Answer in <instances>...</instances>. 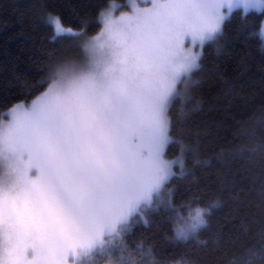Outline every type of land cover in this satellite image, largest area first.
<instances>
[{
  "label": "snow or ice",
  "instance_id": "obj_1",
  "mask_svg": "<svg viewBox=\"0 0 264 264\" xmlns=\"http://www.w3.org/2000/svg\"><path fill=\"white\" fill-rule=\"evenodd\" d=\"M144 4L119 15L121 6L109 4L93 37L45 13L56 35L84 38L78 54L45 64L29 104L0 114V264H196L183 254L160 258L154 243L131 237L153 213L171 220L175 242L208 226L210 208L190 185L180 203L168 187L191 174L186 159L200 164L206 133L193 119L192 75L231 10L264 12V0ZM259 35L264 40V21ZM256 150L264 152V138ZM247 257L242 264L264 262V231Z\"/></svg>",
  "mask_w": 264,
  "mask_h": 264
},
{
  "label": "trees",
  "instance_id": "obj_2",
  "mask_svg": "<svg viewBox=\"0 0 264 264\" xmlns=\"http://www.w3.org/2000/svg\"><path fill=\"white\" fill-rule=\"evenodd\" d=\"M126 0H0V114L18 103H29L37 92L29 86L54 56L76 55L84 37L56 35L45 13L87 37L100 32V13ZM264 12L235 8L223 32L203 47L193 102V119L206 133L201 137L200 164L186 159L191 174L168 185L180 203L187 185L209 207L208 226L197 239L175 242L173 223L163 213L150 214V224L134 229L131 240L154 243L158 257L171 256L196 264H232L246 260L248 249H260L264 231V152L252 149L264 138V41L259 35ZM191 107V104L187 105ZM177 101L173 114L179 110ZM177 155L175 147L167 158ZM205 161L207 163H205ZM179 172V167L175 169ZM172 254H175L174 256ZM253 264H264L253 257Z\"/></svg>",
  "mask_w": 264,
  "mask_h": 264
},
{
  "label": "rangeland",
  "instance_id": "obj_3",
  "mask_svg": "<svg viewBox=\"0 0 264 264\" xmlns=\"http://www.w3.org/2000/svg\"><path fill=\"white\" fill-rule=\"evenodd\" d=\"M133 2L139 4L141 7L145 6V4H144V0H126V2L123 3V4H120L119 2H113V3H111V4H116V5H118V6H121L120 9H119V11L115 12L114 15H119L121 11H122V12H129V11L131 10V5H132ZM125 5H127V7H124ZM235 8H242V6L234 7V8L231 10V13H232V11H233ZM242 9H243V8H242ZM223 25H224V24H223ZM64 27H65V26H64ZM102 27H103V25H102ZM102 27H101V29H102ZM65 28H68V27H65ZM101 29H100V31H101ZM71 30H72L73 33L76 32V31H74L73 29H71ZM65 34H72V33H65ZM98 34H99V33H98ZM95 36H96V35H95ZM263 41H264V40H263ZM207 43H208V42H207ZM193 50H194V51H201V49H200L199 47H195ZM202 52H203V49H202ZM30 102H31V101H30ZM30 102H29V103H30ZM23 103H24V102H23ZM29 103H24V104L27 105V104H29ZM18 104H19V103H18Z\"/></svg>",
  "mask_w": 264,
  "mask_h": 264
}]
</instances>
